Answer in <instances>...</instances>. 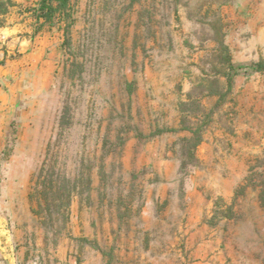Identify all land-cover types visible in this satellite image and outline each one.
<instances>
[{"label": "rangeland", "instance_id": "obj_1", "mask_svg": "<svg viewBox=\"0 0 264 264\" xmlns=\"http://www.w3.org/2000/svg\"><path fill=\"white\" fill-rule=\"evenodd\" d=\"M11 1L0 264H264V0Z\"/></svg>", "mask_w": 264, "mask_h": 264}, {"label": "trees", "instance_id": "obj_2", "mask_svg": "<svg viewBox=\"0 0 264 264\" xmlns=\"http://www.w3.org/2000/svg\"><path fill=\"white\" fill-rule=\"evenodd\" d=\"M12 5V1L11 0H0V17L5 15L8 10L9 7ZM42 10L44 12H47L48 16L54 12V8L52 6V0H42ZM262 63H258V66H260L261 69H264V65H262Z\"/></svg>", "mask_w": 264, "mask_h": 264}, {"label": "crops", "instance_id": "obj_3", "mask_svg": "<svg viewBox=\"0 0 264 264\" xmlns=\"http://www.w3.org/2000/svg\"><path fill=\"white\" fill-rule=\"evenodd\" d=\"M3 244H6L4 241H2V239L0 238V249L4 250V246Z\"/></svg>", "mask_w": 264, "mask_h": 264}]
</instances>
